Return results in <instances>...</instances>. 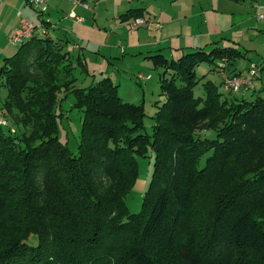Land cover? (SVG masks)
I'll return each mask as SVG.
<instances>
[{
	"label": "trees",
	"instance_id": "obj_1",
	"mask_svg": "<svg viewBox=\"0 0 264 264\" xmlns=\"http://www.w3.org/2000/svg\"><path fill=\"white\" fill-rule=\"evenodd\" d=\"M66 42L35 35L0 67L8 111L34 129L25 137L0 125V264H264V158L241 163L264 151V97L227 96L212 80L195 95L196 68L217 63L221 73L239 49L151 55L165 68V100L149 134L144 104L125 101L111 77L76 87L73 69L87 66ZM63 92L84 112L77 154L58 136ZM150 150L152 179L134 213L126 196Z\"/></svg>",
	"mask_w": 264,
	"mask_h": 264
},
{
	"label": "rangeland",
	"instance_id": "obj_2",
	"mask_svg": "<svg viewBox=\"0 0 264 264\" xmlns=\"http://www.w3.org/2000/svg\"><path fill=\"white\" fill-rule=\"evenodd\" d=\"M74 1L64 0L70 3L65 13L59 9L61 3L57 7L50 2L49 10L55 25L63 17L69 19L70 15L67 14L72 8L83 17L80 23L70 18V27L60 36L67 40L65 50H70L73 58L81 56L87 63V69L79 65L73 69L72 76L76 78L74 84L76 87H87L104 77H111L119 85L118 93L125 101L144 104L147 112L144 124L149 134L153 132V117L158 110L155 103L165 100L160 78L165 68L155 65L150 57L157 52L168 59H178L197 48L209 51L216 45L236 47L241 54L232 64L228 59L227 71L230 74L239 71L245 75L250 66H259L261 76L255 80L256 90L234 94L226 92L220 84L223 78L216 69L217 63L203 62L196 68L200 83L195 88V95L204 96L203 83L212 80L220 85V91L227 96L237 95L238 98L248 99L264 97V0H81L89 5V9L75 5ZM50 4L47 0L48 8ZM19 10L31 14V17L26 15L29 19L36 15L38 18L42 13L29 0H0V67L5 57L19 50L20 45H11L8 41L19 21ZM49 11L44 12L37 22L47 21ZM139 19L143 22L137 23ZM47 24L43 25L50 30V35L57 37L53 23ZM7 93L8 87L2 76L0 120H5L6 124L0 125L26 137L34 130L33 125L29 123L23 126L16 122L13 114L17 111L7 109ZM75 102L74 92H63L55 110L58 114V136L77 154L84 112ZM196 132L209 138H215L217 134L215 130L203 126L197 128ZM209 154L202 157L201 167ZM249 158L241 163L247 165L252 160L264 158V151ZM137 159V178L126 196V204L134 213L142 209L144 194L153 175L155 154L150 150L146 157L138 156ZM225 183L226 179L209 183L206 190L209 189V194L220 193Z\"/></svg>",
	"mask_w": 264,
	"mask_h": 264
},
{
	"label": "built area",
	"instance_id": "obj_3",
	"mask_svg": "<svg viewBox=\"0 0 264 264\" xmlns=\"http://www.w3.org/2000/svg\"><path fill=\"white\" fill-rule=\"evenodd\" d=\"M30 4L40 12L44 13L47 11L48 5L47 0H29ZM74 1V0H71ZM75 5H82L84 8H90L89 5L81 0H75ZM20 15V26L10 36L9 42L13 45H21L35 35H44L49 32L48 28L41 23H36L25 16L22 12ZM262 16V15H261ZM78 22H83L82 16L76 17ZM143 20H137V23H141ZM134 26H132L133 28ZM228 59L223 58L220 62V71L222 73L223 88L226 92L238 93L240 91H247L255 88V80L261 76V68L257 65H252L248 68L247 74L243 75H232L227 71ZM149 77V76H148ZM1 124H6L5 120H0Z\"/></svg>",
	"mask_w": 264,
	"mask_h": 264
},
{
	"label": "crops",
	"instance_id": "obj_4",
	"mask_svg": "<svg viewBox=\"0 0 264 264\" xmlns=\"http://www.w3.org/2000/svg\"><path fill=\"white\" fill-rule=\"evenodd\" d=\"M49 1V4H50V2H51V4H55L57 7H58V4H60L61 3V6H60V10L62 11V13H65L66 12V8H70V3L69 2H67V3H65L64 2V0L63 1H61V0H48ZM51 4H50V6H49V8H47V11H49L50 10V7H51ZM69 6V7H68ZM47 11L45 12V13H47ZM20 12H22L23 14H24V11L23 10H19L18 11V13H17V15H18V17H19V21H18V23H16L15 24V26L13 27V31H12V34L14 33V31L20 26V15H19V13ZM27 14H24L25 16L27 15H30V17H31V14H28V12H26ZM42 14L43 13H39V17L37 18V16L38 15H36V16H34V18H31V20L32 21H35V22H37V19H39L41 16H42ZM48 14H49V16H48V20L47 21H44V22H42L43 24H46V25H48L47 23H50V24H52V28H54L53 30L55 31V33L57 34V38H60V39H62V40H64V41H67V40H65V38H62V37H60V36H62V34H61V32H63V31H65V30H67V28H69L70 27V18H73V19H75L76 20V22H78L77 21V19H76V17L77 16H79L78 14H77V12L75 11V9H71L70 10V12H69V14H67L68 16L70 15V18L68 19V18H66V17H63L62 19H60L56 24L57 25H55L54 24V22H53V15H52V13L49 11L48 12ZM37 23H40V22H37ZM41 23V24H42ZM80 23V22H79ZM49 30V29H48ZM49 33H51L50 32V30H49ZM11 34V35H12ZM10 35V36H11ZM59 36V37H58ZM8 41H9V39H8ZM10 43V42H9ZM11 44V43H10ZM11 45H13V44H11ZM78 48V47H77ZM79 49H80V47H79ZM78 49V50H79ZM78 57V56H77ZM76 57V58H77ZM81 57V56H80ZM84 61V60H83ZM86 63V62H85ZM87 64V63H86ZM76 67H78V65H76ZM234 73H240L239 71L238 72H234ZM256 88L257 87H255L254 88V90H256Z\"/></svg>",
	"mask_w": 264,
	"mask_h": 264
}]
</instances>
